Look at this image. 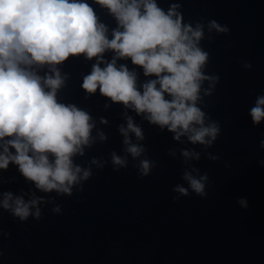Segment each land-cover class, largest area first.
Masks as SVG:
<instances>
[{"label": "water", "instance_id": "obj_1", "mask_svg": "<svg viewBox=\"0 0 264 264\" xmlns=\"http://www.w3.org/2000/svg\"><path fill=\"white\" fill-rule=\"evenodd\" d=\"M85 2L111 39L115 18L96 0ZM156 2L166 12L179 4L185 24L204 26L200 47L209 53V61L203 71L219 79L214 86L203 82L197 106L206 113L205 124H219L217 139L207 147L193 145L186 137L176 141L167 129L161 131L99 90L89 95L82 83L96 58L70 56L56 66L65 78L56 98L92 117L91 146L74 157V163L90 168L92 176L81 182L82 191L74 186L73 195L67 196L38 190L15 164L0 170V201L4 193L25 202L42 201L39 219L32 215L21 221L0 207V264H264V122L253 125L249 114L257 97L264 95V0ZM210 21L228 31L210 30ZM113 57L112 51L103 54L105 61ZM121 64L138 73V86L155 79L145 77L130 59L117 60ZM35 70L41 76L49 73L48 67ZM127 117L144 136L137 140L129 134L133 143L145 148L135 160L124 151L119 131L127 127ZM182 150L198 153L199 159L185 160ZM112 153L127 156V167L117 169ZM143 159L154 167L141 178ZM185 171L207 174L205 198L190 189L187 197L173 191L177 185L188 187ZM241 199L247 201L246 208L237 202ZM57 206L60 211L54 212Z\"/></svg>", "mask_w": 264, "mask_h": 264}, {"label": "clouds", "instance_id": "obj_2", "mask_svg": "<svg viewBox=\"0 0 264 264\" xmlns=\"http://www.w3.org/2000/svg\"><path fill=\"white\" fill-rule=\"evenodd\" d=\"M96 3L108 9L117 22L111 39L108 28L85 0H0V170L15 164L42 192L72 196L73 187L82 191L81 182L92 176L90 168L74 163V157L83 156L84 148L91 146L92 117L56 98L65 80L56 66L70 56L96 58L83 79L86 93L94 95L99 90L103 97L142 115L161 131L167 129L174 140L186 137L193 145L207 147L220 133L217 122L205 124L206 113L197 106L203 82L214 86L219 79L203 71L209 61V53L200 47L204 26L185 24L179 4H172L166 12L156 0ZM209 29L228 31L216 21L209 22ZM107 51L114 53L110 62L103 58ZM127 59L142 68L145 77L155 79L138 86V73L126 64L117 65V60ZM43 67H48L50 74L41 76L35 70ZM205 95L211 91L205 90ZM249 114L253 125L264 122V95L257 97ZM101 123L107 121L102 119ZM119 131L124 151L133 160L140 157L145 148L133 143L129 134L143 140L142 129L127 117V127L120 126ZM105 138L101 133L100 139ZM181 155L185 160L199 159L194 151L182 150ZM111 159L117 169L127 167V156L112 153ZM153 167L152 161L140 160V177H147ZM192 172L198 173V169ZM192 172L183 174L188 187L177 185L173 191L187 197L190 189L205 198L208 176ZM41 202L38 198L25 202L23 197L4 193L0 207L25 221L32 215L40 218ZM237 202L247 207L246 200ZM53 211L59 212V206Z\"/></svg>", "mask_w": 264, "mask_h": 264}]
</instances>
